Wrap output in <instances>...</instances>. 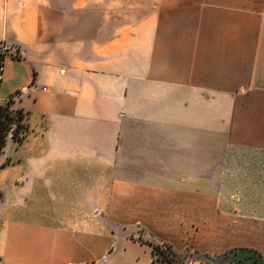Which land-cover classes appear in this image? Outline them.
I'll use <instances>...</instances> for the list:
<instances>
[{
  "label": "crops",
  "instance_id": "crops-1",
  "mask_svg": "<svg viewBox=\"0 0 264 264\" xmlns=\"http://www.w3.org/2000/svg\"><path fill=\"white\" fill-rule=\"evenodd\" d=\"M0 44L28 125L0 153V264H151L150 234L264 258V200L213 178L264 155V0H0Z\"/></svg>",
  "mask_w": 264,
  "mask_h": 264
},
{
  "label": "trees",
  "instance_id": "trees-1",
  "mask_svg": "<svg viewBox=\"0 0 264 264\" xmlns=\"http://www.w3.org/2000/svg\"><path fill=\"white\" fill-rule=\"evenodd\" d=\"M5 52L0 51V71L2 68ZM20 90L11 93L5 103H0V153L5 146L10 129L12 138L18 142L24 139L23 133L28 130V125L24 121L26 116L22 108H12L15 97L19 96ZM7 162L2 164L4 166ZM152 245L151 264H188L193 260H201L212 264H264L263 255L251 247H235L221 255H209L198 251L178 252L173 246L163 240L157 239L150 234L146 239ZM195 255V256H194ZM204 256V258H203ZM229 258L232 261H215L216 259Z\"/></svg>",
  "mask_w": 264,
  "mask_h": 264
},
{
  "label": "rangeland",
  "instance_id": "rangeland-1",
  "mask_svg": "<svg viewBox=\"0 0 264 264\" xmlns=\"http://www.w3.org/2000/svg\"><path fill=\"white\" fill-rule=\"evenodd\" d=\"M111 28L112 24L107 30H111ZM22 134H24L23 131ZM237 152L236 159L222 161V173L213 178L229 189L230 194L239 195L243 200L261 202L264 200V191H261V187L264 185V155L240 148ZM227 260L232 261L229 258L216 259L215 261L223 263Z\"/></svg>",
  "mask_w": 264,
  "mask_h": 264
},
{
  "label": "built area",
  "instance_id": "built-area-1",
  "mask_svg": "<svg viewBox=\"0 0 264 264\" xmlns=\"http://www.w3.org/2000/svg\"><path fill=\"white\" fill-rule=\"evenodd\" d=\"M6 46L4 44H0V51L5 52ZM9 134H12V129H10Z\"/></svg>",
  "mask_w": 264,
  "mask_h": 264
}]
</instances>
